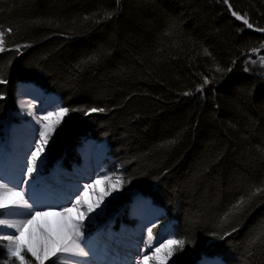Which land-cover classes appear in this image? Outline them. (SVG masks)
<instances>
[{"label": "trees", "instance_id": "trees-1", "mask_svg": "<svg viewBox=\"0 0 264 264\" xmlns=\"http://www.w3.org/2000/svg\"><path fill=\"white\" fill-rule=\"evenodd\" d=\"M0 29V121L20 83L56 94L78 110L47 161L105 141L123 182L106 212L135 192L162 207L185 240L167 264H264V0H0Z\"/></svg>", "mask_w": 264, "mask_h": 264}, {"label": "snow or ice", "instance_id": "snow-or-ice-1", "mask_svg": "<svg viewBox=\"0 0 264 264\" xmlns=\"http://www.w3.org/2000/svg\"><path fill=\"white\" fill-rule=\"evenodd\" d=\"M224 3L228 4L229 0H224ZM229 7L231 10L230 5ZM232 15L236 17L237 20H242L247 27H253L244 16L238 14L236 11L232 10ZM110 17L111 13H109V18ZM8 31L10 32L11 30L9 29ZM261 31H264V29H261ZM4 50L5 31L0 29V52ZM17 50H19V47ZM204 82L207 84L208 80L205 79ZM4 83H7V81L5 79H0V84ZM185 94L187 95L188 93ZM38 98L39 97H33V99ZM20 106L21 110H24L26 107L27 114L32 117V121H34V123L29 122L32 134L28 141L26 153L30 154L25 155L21 159L19 169L14 178H6L4 175L0 178V210H4L0 212V216L17 215L28 218L20 220L0 218V229H14V232L10 234L0 235V239L8 242L6 247L9 264H11L12 258H15L17 264H29L24 256L26 251L31 252L39 264H44V259H48L49 257L87 258L92 254V248L85 239V221L91 222L104 211L107 207L104 203L105 197L110 196L113 192L119 191L123 187L122 179L117 177L114 185L100 195L99 200L91 204L86 203L84 200V192H87L90 188H94L95 184L110 181L111 178L109 176H103V181L98 178L92 185L85 184L83 186L84 192H79V187H77L76 192L69 194L63 203L40 204L34 193L35 180L33 178L39 177L48 159L47 153L49 145L58 127L63 123L64 118L70 111H76L78 109H70L60 103L36 109L33 103L29 102L25 104L23 100L20 102ZM50 108L53 110H49ZM37 111L43 114L37 115ZM105 111L106 109L102 107H91L85 110V115L90 113H102ZM100 175L99 173L97 174L98 177ZM260 191V189H257L254 195L258 194ZM73 195H75V199H72ZM245 204V197L241 196L233 205V209L238 213ZM73 212L77 214L75 217L72 215ZM94 213L96 214L95 216L93 215ZM229 213H232V209L229 210ZM229 213H226L225 216L227 217ZM49 215L59 217L60 224L55 236L51 235L43 228L40 229V236L42 237L39 242L40 247H51V251L42 259L31 247V233L29 232L28 243L24 242L23 236L24 230L32 225L38 217ZM156 227V224H152L151 227L147 228L145 250L153 249V251L151 256L143 255V260L154 262V264H167L168 260L175 255L178 250L182 251L184 249L185 240L175 238L176 233L171 230H167L166 233L160 235H154L153 229ZM232 230L236 231L235 228ZM164 235H167L168 238H163ZM227 235H230V233L225 232L224 236ZM160 239H163V243H159ZM156 243H159V247H155ZM72 264H88V262L76 261L72 262ZM136 264H141V260H136ZM205 264H224V262L217 259L214 261H205Z\"/></svg>", "mask_w": 264, "mask_h": 264}, {"label": "bare ground", "instance_id": "bare-ground-1", "mask_svg": "<svg viewBox=\"0 0 264 264\" xmlns=\"http://www.w3.org/2000/svg\"><path fill=\"white\" fill-rule=\"evenodd\" d=\"M24 98H33L30 94H25ZM52 105L49 102L46 103L45 107ZM53 110V109H49ZM13 121H17L13 119ZM5 137V136H4ZM93 140L86 141L81 147L83 149L82 152V162L81 166L75 169V172L69 175L63 174L60 170L56 171L57 177H51L50 173L47 171H42V180L38 181L35 180V185L38 184L42 191H36L34 188V193L36 196L37 201L40 204H47V203H63L64 200L68 197L69 194L76 192L77 187H79V192L84 191V187L80 185L88 184L87 181L94 180L93 177L96 179H103L104 173L102 171L103 167V156L106 154L104 153L103 149L96 145V142ZM25 146L22 148L20 144L14 141H2L0 136V178L3 175L6 178H14L16 173L19 169V165L21 159L25 155H29L30 153H26ZM105 147V146H104ZM106 150V148H105ZM104 170V169H103ZM65 176H61L60 173ZM72 173V172H71ZM101 174L99 177L97 174ZM40 175V174H39ZM40 176V177H41ZM64 177V179H63ZM39 178V177H38ZM54 178V179H53ZM56 178H61L62 180H57ZM77 179H83L86 182H81ZM50 182V183H49ZM52 183V184H51ZM98 184H95L94 188H91V192L93 191L96 194L98 191ZM79 194V193H76ZM75 198V195L72 196V199ZM84 200L86 203L91 204L94 201V198L90 197L88 193L84 194ZM124 208L127 209L129 205V201L127 203H122ZM70 206V205H68ZM132 210L133 214L137 218H143L146 221V217L144 215L147 211L150 210V206L143 200L135 199L132 202ZM3 211V210H2ZM118 211V209H117ZM75 217L77 214L75 212L72 213ZM9 216L8 219L10 220H20L26 219L28 217L25 216H17V215H7ZM150 221V220H147ZM119 222V220H116ZM60 224V218L57 216H42L38 217L36 221L28 228L24 230L23 240L25 243L29 241V232L31 233V247L33 251L40 252L43 256H46L48 252L51 251V247L49 248H41L39 242L41 241L42 237L40 236V229H44L48 231L51 235L55 236L57 234V229ZM126 227V226H125ZM129 228V227H128ZM123 228V232L120 236L123 237V243H117L114 241V237L119 235L121 232L119 230H109L104 228L98 229V236L96 237L95 242L89 243L92 248V254H90L87 258H80V257H66L62 258L64 264H72V262L76 261H87L88 264H136V260H141V264H151V261H144L143 255H147L150 253L151 249L145 250V241L146 238L143 236H139L133 233L132 229ZM1 233H12L14 229L3 228L0 229ZM165 233V232H162ZM161 233V234H162ZM138 234V233H137ZM116 235V236H115ZM167 237V235H164ZM87 236H85V239ZM87 241V239H86ZM54 247V246H53ZM115 249H119L121 256L116 255ZM149 255V254H148Z\"/></svg>", "mask_w": 264, "mask_h": 264}, {"label": "rangeland", "instance_id": "rangeland-1", "mask_svg": "<svg viewBox=\"0 0 264 264\" xmlns=\"http://www.w3.org/2000/svg\"><path fill=\"white\" fill-rule=\"evenodd\" d=\"M258 52H259V50L252 51L250 53V55H255ZM25 94H30L32 97H39V98L38 99L24 98ZM16 95H17L16 108L15 109L13 108V110L10 111L11 112L10 117L6 121L0 122V136H1L2 141H5V140L10 141V142L14 141V143L17 142L23 148V147L28 145V141H29L31 134H32L31 128L29 126V122L34 123V121H32V117H30L27 114L26 107L24 110H21L20 102L23 100L25 102V104H27L29 102L33 103L35 105L36 109H40L41 107H45L46 103H48V102L53 105L55 103H59V100L55 95L46 94L42 89H40L39 87H36L34 85H24V84L19 85L17 88ZM42 114L43 113L37 111V115H42ZM13 119H16L17 121L14 122ZM85 142H82L78 147L79 155H80V159H81L79 164L82 162L83 149L81 147H83L82 145ZM96 145L99 146L100 148H102L104 153H105L106 150H105L104 144L96 143ZM105 156H106V154H104L103 158ZM105 160H106V157L104 158L103 163H102L103 164L102 171L104 173V176L105 175L109 176L111 178V180L108 182L99 183L98 184L99 188H98V191H96V194H94L93 191L91 192V188L87 192L83 191L84 194L88 193L90 195V197L94 198L93 203L96 202L97 200H99L100 195H102L105 191L108 190V188H110L114 185L117 177H121L120 168H115V169L107 168L106 169L104 167V164L107 161V160L106 161ZM78 166L73 167L70 171H66L57 165L56 166L54 165L53 167H48V165L45 163L43 169L40 172L39 178L35 177V180H38V181L42 180V176H41L42 171H45L46 168H47L48 172L50 173L51 177H57V176H55V175H57L56 171L60 170L65 175H69V174L73 175V173L75 172V169L78 168ZM105 166H106V164H105ZM58 173H60V172H58ZM62 173H60L61 176H65ZM56 179L62 180L61 178H56ZM63 179H64V177H63ZM93 179L95 180L96 178L93 177ZM77 180H79L81 182L82 181L86 182L83 179H77ZM94 180H89L87 182L89 185H92L94 183ZM102 181H103V179H102ZM80 185L84 186L83 183H80ZM35 190L36 191H42V189L40 188V186L38 184L35 185ZM115 192H113L110 196L105 197L104 203L106 205H107V200L109 198H112L114 196ZM131 197H132L133 201L135 199H139V200H143L146 203H148V205L150 206V210L147 211L146 214L144 215V217L147 218L145 221V219L143 220V218H137L133 214V210H132L133 208H132V203H131L129 213L133 218L136 219V222L133 223L132 225H127L125 223H123V224L119 223L118 228H120V230H119V232H121L120 235L123 232V230H122L123 228H128L129 226H132L134 229L130 230L128 228L130 231H133L134 234L139 235V236H143L147 239V228L151 227L152 224H156V223L159 224L158 217L161 213V210L156 206H152L153 204L149 200L147 201L141 197H138V195H132ZM118 210H120V208H118ZM3 211L0 210V212H3ZM97 211H99V210H97ZM106 211H107V208H105L104 211L100 215L96 216V218L94 220H92L91 222L85 221L84 235L87 236L86 239H87L88 243L93 244L95 242L96 237L98 236L97 234H99L98 229H100V228H104V230L105 229H109V230L113 229V227H111V226H113V224L115 223V221L117 219L113 221V219L111 218L112 216H109L106 213ZM93 215L95 216L96 214L94 213ZM0 218H7L8 219L9 216L2 215V216H0ZM137 219H139V220H137ZM147 220H150V221H147ZM158 227H159V225L154 230H157ZM165 228H166V231L170 230L171 224L168 223L167 225H164L163 227H161V230L159 231L160 234H161V232L166 233V231L164 230ZM112 231H114V230H112ZM4 234H10V233H1L0 232V235H4ZM160 234L158 233V235H160ZM120 238H123V237L120 236ZM163 238H168V237L164 236ZM0 242H1L0 246L2 245L1 247H4V249H5L4 251L6 253L7 252L6 246H7L8 242L5 240H2V239H0ZM159 243H163V239H160ZM159 243H156L155 247H159ZM152 251H153V249H151L150 253H148L149 256H151ZM7 254H8V252H7ZM37 254L40 255L42 259L44 258V256L40 252H37ZM24 256H25V260L28 261L29 264H39V262L36 260V258L32 255L31 252L26 251L24 253ZM214 260H216V259L203 258L199 262V264H205V261H214ZM47 261H51V262L56 261L57 264H64L62 258H57V257H49L48 259H44V263ZM151 264H154V262H151Z\"/></svg>", "mask_w": 264, "mask_h": 264}]
</instances>
